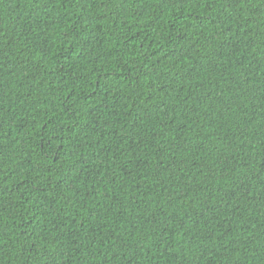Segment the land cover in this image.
<instances>
[{
  "label": "trees",
  "instance_id": "trees-1",
  "mask_svg": "<svg viewBox=\"0 0 264 264\" xmlns=\"http://www.w3.org/2000/svg\"><path fill=\"white\" fill-rule=\"evenodd\" d=\"M0 264H264V0H0Z\"/></svg>",
  "mask_w": 264,
  "mask_h": 264
}]
</instances>
